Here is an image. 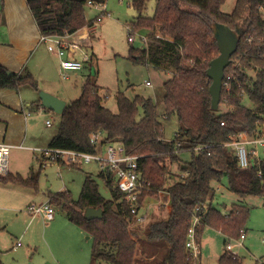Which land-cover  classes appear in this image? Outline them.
I'll return each mask as SVG.
<instances>
[{
  "label": "trees",
  "instance_id": "1",
  "mask_svg": "<svg viewBox=\"0 0 264 264\" xmlns=\"http://www.w3.org/2000/svg\"><path fill=\"white\" fill-rule=\"evenodd\" d=\"M26 2L41 35L61 36L93 28L98 19H87L88 4L103 5L106 0ZM132 2L138 16L131 24L130 32L148 30L149 42L143 49L131 48L130 59L160 72L172 73L163 85V118L170 121L175 117L182 125L181 132L173 141L165 139L158 108L152 98L139 95L129 98L119 92L115 97L118 112H113L105 106L104 94L108 92L104 93L88 78L81 97L65 108L58 133L48 148L95 153L96 147L91 141L99 133L104 135L103 144L122 143L129 155L140 157L139 171L150 191L145 192L141 203L159 191H166L170 195L167 218L150 222L145 227L134 226L130 206L124 202V194L109 169L103 170L99 178L110 191L111 199L102 196L97 180L89 175L77 201L68 193H57L51 196L50 203L60 206L69 221L93 239L92 262L193 264L186 242L197 207L202 210L208 207L198 231L199 242L206 227L222 232L228 241L239 239L241 232L247 229L250 210L246 206L234 204L228 215L212 206L214 183L227 178L232 193L242 198H264V159L243 170L226 148L232 136L241 133L256 136L264 124V47L258 49L245 42V35L251 29H263L259 9L264 8V0H236L232 14L222 12L226 0H156L152 17L145 14L150 0ZM215 23L241 31L238 50L225 76L234 70L237 56L247 53L242 58L241 68L236 71L233 92L226 103L223 99L227 96L222 92L221 103L230 108L224 114H217L212 109V81L207 75L210 63L219 56L213 32ZM158 33L160 37H157ZM24 87L38 90V82L31 74L10 77L7 69L0 65V89L18 91ZM243 94L250 101V107L244 104ZM36 105L38 109L42 108L40 101ZM199 146H209L210 155L197 153L195 149ZM182 152L192 153L191 161L182 168L185 176L167 188L169 170L165 162L167 159L179 162L178 154ZM40 174L41 171H31L27 178L8 174L0 176V183L38 192ZM89 208L101 209L103 218L87 220L84 213ZM148 247L151 249L149 254ZM241 263V258L227 249L219 260V264ZM0 264H4L1 257Z\"/></svg>",
  "mask_w": 264,
  "mask_h": 264
},
{
  "label": "rangeland",
  "instance_id": "2",
  "mask_svg": "<svg viewBox=\"0 0 264 264\" xmlns=\"http://www.w3.org/2000/svg\"><path fill=\"white\" fill-rule=\"evenodd\" d=\"M133 0H106V11L101 22H96L94 31L87 27L79 30L74 39L78 35L88 33L81 40L84 43L82 51L77 52L75 57L81 61L84 60V55L88 54L92 57V61L86 62L84 69L81 72L70 73L69 78L65 79L62 75L61 62L57 55L48 51V46L43 45L37 55L40 61L49 64V68L43 72L42 69L37 70L40 81L39 91L50 93L63 101L70 104L78 100L83 91V87L91 78L92 81L103 89V92L109 93V98L105 101V106L113 112H118L116 95L120 92L129 98L134 96H143L145 98H152L157 105L160 121L163 124L164 137L167 141L175 140L176 136L181 132L182 125L173 117L170 121L163 118L164 114V83L172 75L170 73L160 72L153 67L134 63L130 59V49H143L146 44L143 38L148 34V30L142 29L134 32L135 42H129L131 24L135 21L138 13L133 6ZM236 6V0H226L222 6V12L225 14H232ZM156 0H150L146 15L152 17L155 13ZM101 9L95 7H87L86 17L90 21H95L101 15ZM90 37V40L86 38ZM54 60V64L52 63ZM36 57L27 63L28 69L34 68ZM30 71V70H29ZM29 72L26 71V75ZM151 83L152 86H147ZM32 92L30 88H26ZM39 96V92H38ZM244 104L247 107L251 106L250 101L245 98ZM33 106V105H32ZM33 122L37 133L40 135L47 145V140L51 135H55L60 126V115L52 111H38L36 106H33ZM36 109V110H35ZM230 111V108L222 105L215 112L217 114H224ZM47 121L52 122V127L48 128ZM42 150H48V147ZM105 156V152L103 153ZM179 162H172L170 159L166 160V166L169 170V176L166 187L169 188L179 182L184 173L182 168L186 167L191 161V152H182L178 154ZM15 159L19 160L18 168H14ZM11 171L19 173L27 178L30 169L35 172L40 170V162L37 157L32 156V153L27 151L13 150L10 154ZM9 169V170H10ZM100 166L93 162L91 164L82 165L80 167H70L67 165L53 164L41 171L39 180V191L36 197L38 199H31L27 196L21 195L15 190L0 187V257L4 264H50L49 257L51 256V248L57 252L59 250L62 255L66 256L73 264H88L91 261L93 239L86 233L79 235L78 227L72 225L66 213L60 206L56 210V216L60 218L52 231L48 227L50 222L45 221L41 216L32 220L31 214L28 212V206L36 204L39 206L41 202L49 200L50 195H56L62 190L69 191L71 198L77 201L80 197L83 182L85 177L89 174L95 178L99 184L100 193L107 200L111 199V193L107 189L105 183L99 178ZM117 183V182H116ZM215 190L214 198L211 204L218 209L223 215H228L234 204H242L250 210V217L247 223L249 237L246 242V247L243 248L240 258L245 264L254 260L257 264H264V255L258 254V250L264 249L262 240L264 238V209L263 197L248 196L242 198L229 190L228 179L224 178L220 183H214ZM154 195L151 196L150 217L147 225L150 222L160 221L167 218L168 210L165 207L158 206V201ZM165 197L163 198V200ZM208 209V207H206ZM146 225V226H147ZM137 229V228H135ZM144 229V228H143ZM79 230V231H77ZM211 230V231H210ZM214 230V231H213ZM217 230L206 227L202 232V238L206 236L207 232L212 237L213 232ZM46 236V237H45ZM53 240H55L53 242ZM252 240V242H251ZM18 241H21L22 247H17ZM225 239L220 240L204 239L203 260L197 264H219V258L215 256L218 251H221L226 246ZM232 246L237 247L239 244L236 240H229ZM249 242L251 243L249 245ZM48 248H45V246ZM58 248V249H56ZM56 249V250H55ZM49 250V251H48ZM233 250V249H232ZM148 254L151 251L150 247L147 249ZM238 250H234L237 254ZM163 252H167L163 251ZM64 253V254H63ZM85 255L87 258H85ZM63 257V261L67 258ZM88 259V260H87ZM68 260V261H69ZM60 262V260H59ZM70 262V261H69ZM91 264H103L91 262Z\"/></svg>",
  "mask_w": 264,
  "mask_h": 264
},
{
  "label": "built area",
  "instance_id": "3",
  "mask_svg": "<svg viewBox=\"0 0 264 264\" xmlns=\"http://www.w3.org/2000/svg\"><path fill=\"white\" fill-rule=\"evenodd\" d=\"M130 0H128L129 2ZM90 7L101 9V15L97 17L98 22H101L104 14L107 13L106 5H95L92 2L88 4ZM261 22L263 29L258 30L253 28L245 35V42L250 46H257L258 49L264 47V8H260ZM94 27L92 29L93 32ZM80 32V31H79ZM66 34V35H54L44 36L41 35V41L48 45L49 52L57 55L61 60L62 75L65 79L69 78L70 73L81 72L84 69L85 63L92 61V57L88 54L84 55V60L81 61L75 57L77 52L82 51L84 47L83 41H81L88 33L78 35L77 39L74 37L79 33ZM149 34V31H148ZM148 34L143 38L145 44L149 42ZM129 42H135L134 33H130ZM160 37V34H157ZM247 53L238 55L235 63L233 64L234 70L224 77L222 92H225L224 103L227 102V98L233 92V83L235 81V74L238 69L241 68V61L243 57H246ZM233 63V61H232ZM172 74L171 72H168ZM253 76V74H250ZM147 86H152L151 83H147ZM105 99L109 98V94L105 93ZM246 98L245 94H243ZM222 102V97H221ZM223 103V104H224ZM222 104V103H221ZM222 104V105H223ZM43 109V108H42ZM30 115V114H29ZM225 126V123L221 124ZM48 127H52V122H47ZM104 135L99 133L92 137V144L96 147L95 153H85L75 150L64 149H49L37 150V160L40 162L42 168H46L50 165L57 164L59 166L67 165L70 167H80L82 165L97 163L101 170L109 169L113 174L117 182L119 189L124 194V202L130 206V212L134 217L133 225L136 227H145L150 219L148 213L150 212V205L146 203L151 197H147L143 203L141 198L145 192H150L147 183L143 180L142 174L139 171V156H131L127 153L125 146L122 143H108L103 144ZM226 148L230 150L234 156L237 165L240 169L246 170L255 166L262 160L261 153L264 152V124L261 132L256 136H249L241 133L231 137V141L226 144ZM12 147L10 145L0 143V176H7L9 174V160ZM209 146H199L195 149L197 153H210L208 152ZM105 152V156L103 153ZM261 176V172L259 173ZM160 198L158 206L167 208L169 204V193L166 191H159L154 195ZM165 199L163 200V198ZM155 199V200H156ZM28 212L33 218L41 216L45 221L51 222L55 219L56 210L50 202L40 204H32L28 207ZM207 213V209L202 210L197 207L194 211L190 226L188 230V238L186 242V249L189 253V257L193 261V264L200 262L201 246L198 241V231L202 227L203 219ZM247 238V232L242 231L239 239L236 242L241 246L244 240ZM21 241L18 242L17 247H21ZM226 249L232 253L234 246L231 243L226 245ZM235 255V254H234ZM236 256V255H235ZM238 257V256H237Z\"/></svg>",
  "mask_w": 264,
  "mask_h": 264
},
{
  "label": "crops",
  "instance_id": "4",
  "mask_svg": "<svg viewBox=\"0 0 264 264\" xmlns=\"http://www.w3.org/2000/svg\"><path fill=\"white\" fill-rule=\"evenodd\" d=\"M92 29L93 28H91V31ZM43 45H47V44L41 41V33L39 31L35 18L30 8L27 5L26 0H1L0 2V65L5 67L8 72H13L14 74H18L19 76H25L26 71H28L29 72L28 74H31L38 82V90H34L30 88L32 92H29L28 90H25L27 87H24L18 91L12 89H0V143L10 145L12 147L11 152L13 150L16 151L23 150L30 152L32 153L33 158L34 156L38 155L37 150H42L45 147H49L50 142L58 133L57 132L53 136L51 135L47 139L49 140L47 141L48 142L47 145H45L46 142L42 140L40 135L37 133L35 124L32 119L34 112L33 106L37 107L36 102L39 101L38 92L40 89V85H39L40 81H38L39 75L36 72L38 69H42L43 72L47 73L46 71L49 68V64L47 62L43 63L40 61L39 57L37 58V55ZM35 57H36V62L34 68L32 67V69H28L29 67L28 66L26 67L27 63H29ZM52 63L54 64V60H52ZM47 92L54 94L50 90H48ZM37 110L47 111L46 109H42V108L40 109L37 108ZM261 158L264 159V152L261 153ZM19 164H20L19 160L15 159L13 167L18 168ZM11 167L12 166L10 161L9 169ZM41 168L42 167L40 166L39 171H42L43 168L42 169ZM31 171L35 172L34 169L32 168L30 169L29 174L31 173ZM101 172L102 170L99 172V174ZM9 174L21 175L18 172L17 173L12 172L11 169L9 170ZM87 176H89V174ZM87 176L85 177V179L87 178ZM0 187L6 188L7 190L8 189L15 190L21 195L27 196L28 198L31 199H35V198L38 199V197H36L38 192H35L32 189L15 186V185H4L2 183H0ZM59 193H68L70 195V192L65 190H62ZM51 196L52 195H50L48 201L41 202L40 204L50 202ZM146 203L151 204L149 199L146 201ZM262 207L264 209V202ZM54 208L55 210H59L58 207L56 206H54ZM32 220H35V218L32 217ZM59 221L60 218L55 216V219L50 222L48 230L49 228H51L49 231H52L54 229L53 227H55ZM248 231L250 230L247 228L246 229L247 238L244 240L243 244L241 246L238 245L237 247L234 246V249L232 250L233 252L234 250H238L237 251L238 253L235 255L238 256L239 258L240 255L242 254V251L244 250L243 248L246 247V242L248 241V238L253 237L252 234L250 236L248 235L249 233ZM78 233L79 235H81L83 232L82 230H80ZM213 233H214L213 236L215 235L214 238L210 233L208 234V232L205 238L204 237L202 238V236L200 238L201 261L203 260V255H204L203 253L204 239H208L210 241L214 239L215 241L216 240L218 241L223 237L225 239L224 244L226 246V242L228 241L227 237L220 231ZM54 241L55 240H53V242ZM228 243L229 242H227V244ZM250 244L251 243L249 242V245ZM262 244L264 245V238L262 240ZM45 248L47 247L45 246ZM50 250H51L50 253L51 256L49 257L50 264H73L72 261L69 260L66 256L62 255L59 250H57V252L54 251L53 248H51ZM224 252H225V248L221 251H218L215 256L221 258ZM258 254L264 255V249L258 250ZM63 257H66L67 261L66 260L63 261L64 259ZM85 258H87L86 255ZM91 262H92V257H91V261L88 264H91ZM246 262L247 261L245 262L242 261L241 264H245ZM80 264H84V263H80ZM247 264H257V262H255L254 260H250V263Z\"/></svg>",
  "mask_w": 264,
  "mask_h": 264
},
{
  "label": "water",
  "instance_id": "5",
  "mask_svg": "<svg viewBox=\"0 0 264 264\" xmlns=\"http://www.w3.org/2000/svg\"><path fill=\"white\" fill-rule=\"evenodd\" d=\"M213 32L219 48V56L210 63L207 75L212 81V85L210 87L212 109L217 110L221 103L225 71L232 64V57L238 50L241 40V31H235L230 29L228 26L215 23L213 25ZM8 75L12 77L15 74L13 72H8ZM39 101L41 102L43 109L52 111L60 116L67 107L65 101L44 91H39ZM84 216L89 221L99 220L103 218V211L101 209L89 208L85 211Z\"/></svg>",
  "mask_w": 264,
  "mask_h": 264
}]
</instances>
